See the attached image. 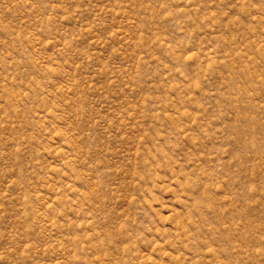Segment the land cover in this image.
I'll return each instance as SVG.
<instances>
[{
    "label": "rangeland",
    "instance_id": "obj_1",
    "mask_svg": "<svg viewBox=\"0 0 264 264\" xmlns=\"http://www.w3.org/2000/svg\"><path fill=\"white\" fill-rule=\"evenodd\" d=\"M0 264H264V0H0Z\"/></svg>",
    "mask_w": 264,
    "mask_h": 264
}]
</instances>
